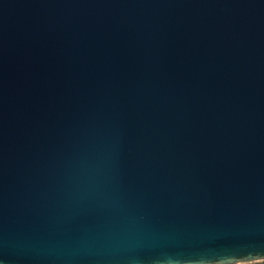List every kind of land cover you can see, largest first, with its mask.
<instances>
[{
	"label": "water",
	"instance_id": "obj_1",
	"mask_svg": "<svg viewBox=\"0 0 264 264\" xmlns=\"http://www.w3.org/2000/svg\"><path fill=\"white\" fill-rule=\"evenodd\" d=\"M264 259V0H0V264Z\"/></svg>",
	"mask_w": 264,
	"mask_h": 264
},
{
	"label": "rangeland",
	"instance_id": "obj_2",
	"mask_svg": "<svg viewBox=\"0 0 264 264\" xmlns=\"http://www.w3.org/2000/svg\"><path fill=\"white\" fill-rule=\"evenodd\" d=\"M240 264H259L257 261L242 262Z\"/></svg>",
	"mask_w": 264,
	"mask_h": 264
},
{
	"label": "trees",
	"instance_id": "obj_3",
	"mask_svg": "<svg viewBox=\"0 0 264 264\" xmlns=\"http://www.w3.org/2000/svg\"><path fill=\"white\" fill-rule=\"evenodd\" d=\"M259 264H264L263 260H256ZM236 264H240V263H236Z\"/></svg>",
	"mask_w": 264,
	"mask_h": 264
},
{
	"label": "built area",
	"instance_id": "obj_4",
	"mask_svg": "<svg viewBox=\"0 0 264 264\" xmlns=\"http://www.w3.org/2000/svg\"><path fill=\"white\" fill-rule=\"evenodd\" d=\"M264 261V259H262Z\"/></svg>",
	"mask_w": 264,
	"mask_h": 264
}]
</instances>
